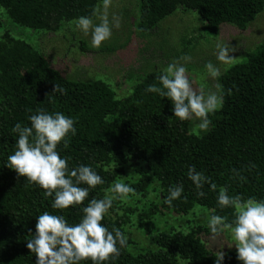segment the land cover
<instances>
[{"label": "trees", "instance_id": "1", "mask_svg": "<svg viewBox=\"0 0 264 264\" xmlns=\"http://www.w3.org/2000/svg\"><path fill=\"white\" fill-rule=\"evenodd\" d=\"M101 1L0 0V9L19 27L55 32L62 23L92 16ZM177 9L197 13L205 23V32L216 36L224 24L245 30L264 10V0H140L138 29L142 33L152 30ZM160 74H146L128 95L118 98L102 81L64 78L25 40L9 31L0 33V264H35L36 257L26 244L32 238L29 230L35 234L36 218L48 211L63 215L71 225L77 224L82 208L93 198L103 199L128 163L140 165L136 169L139 178L131 184L136 196L146 199L157 194V202H150L141 215L148 235L154 227L153 217L165 212L187 215L195 206L214 209L215 214L227 216L231 222L234 210L221 209L217 203L221 187H227L229 195L264 199V44L218 79L226 90L223 108L209 116L211 124L202 136L189 132L190 120L174 116L169 99L146 92L149 85L160 86ZM55 84L67 94L52 93ZM39 108L62 112L77 121L68 148L61 144L57 150L61 157L68 158L70 169L91 166L104 180L102 185L89 189L82 205L53 209L52 197H45L39 186L6 166L18 139L12 128L16 123L30 127L28 117ZM251 164L256 168L243 172L246 182L232 178V169ZM193 165L211 178L216 191L205 185V196L197 195L187 176L188 167ZM180 184L184 189L181 198L171 206L164 203L169 187ZM115 205L113 202L102 223L110 231L115 227L126 235L128 218L110 216ZM202 236L213 235L208 227L201 226L188 233L161 232L150 238L154 249L134 255L123 247L118 259L106 264H214L216 253L205 246ZM221 264L242 261L230 252Z\"/></svg>", "mask_w": 264, "mask_h": 264}, {"label": "clouds", "instance_id": "2", "mask_svg": "<svg viewBox=\"0 0 264 264\" xmlns=\"http://www.w3.org/2000/svg\"><path fill=\"white\" fill-rule=\"evenodd\" d=\"M112 0H102L92 16H81L75 21V26L84 35L91 34V43L95 48L112 36L113 28L120 27V18L116 15L109 17ZM93 17L99 20L95 23ZM141 31V29H137ZM217 60L224 65H231L235 60L236 48L228 43H216ZM191 56L182 55L174 59L157 77L160 86L149 85L146 92L156 93L172 102L173 113L181 121L198 119L197 128L201 132L209 129V116L223 108L225 89L222 84L214 85L215 91H206L204 87H194L189 78L186 64L191 62ZM208 76L218 80L221 70L211 61L204 65ZM59 92L66 95V89L55 84L52 93ZM231 95V89L227 90ZM31 111V109H29ZM31 126L16 123L12 132L18 135L16 150L8 156L7 167L13 169L19 177H24L30 184L39 186L45 197H52L51 207L57 210L84 204L89 196V189H94L104 183L103 178L91 167L79 165L69 168L68 158L61 157L58 147L63 144L68 148L70 135L76 134V120L62 112L49 113L44 108L36 109L35 114L28 117ZM256 168L251 164L247 168L232 169V178L238 182H246L245 170ZM198 190L197 195L204 197L202 191L205 185L210 191H216L217 185L203 171L189 166L187 172ZM87 185L81 187L80 185ZM183 185L170 186L164 203L169 206L174 200L180 199ZM110 194L103 199H91L82 208V218L75 224L68 223L63 215L50 214L44 211L36 218L35 234L27 240L26 247L34 253L35 264H81L91 261V264H106L118 259L121 248L128 243L127 236L113 227L110 231L103 223L105 215L112 208L116 200L130 201L137 195L136 190L123 182H115ZM186 199V198H185ZM217 203L221 209L232 208L234 219L229 222L227 216L215 214L210 210L208 228L213 237L221 233L230 232L237 252V259L242 264H264V199L241 195H229L227 187H221L217 196ZM225 253H216L214 264H221Z\"/></svg>", "mask_w": 264, "mask_h": 264}, {"label": "rangeland", "instance_id": "3", "mask_svg": "<svg viewBox=\"0 0 264 264\" xmlns=\"http://www.w3.org/2000/svg\"><path fill=\"white\" fill-rule=\"evenodd\" d=\"M100 5L102 1L96 7ZM139 6L140 0H112L109 17L111 19L112 15L118 16L120 27L113 28L111 38L99 48L92 46L91 34L84 35L75 26L76 20L62 23L55 32L34 31L15 25L5 11L0 9V33L9 31L15 37L25 40L64 78L78 82L102 81L115 91L118 98L128 95L146 74L161 72L170 62L185 54L192 58L186 67L194 87L215 91L214 85L218 80L208 76L204 67L207 62L217 65L223 74L232 66L245 62L248 55L255 53L264 44V10L245 30L224 24L216 36H210L205 32V23L197 13L182 9H177L152 30L142 33L137 30ZM93 19L95 23H99L96 17ZM219 41L236 48L234 53H230L235 56L231 65H224L217 60L216 43ZM199 122L198 119L190 120L189 132L195 136H202L208 131H199ZM139 166L135 163L124 165V173L117 182L131 186L139 178L136 173ZM109 190L106 195L110 194ZM157 199V194H150L146 199L135 195L130 201H114L116 205L110 216H126L129 220L125 233L128 238L126 248L131 254L154 249L150 238L161 232L188 233L198 226L208 227L211 212L204 207L195 206L187 215L165 212L153 217L154 227L148 235L141 215L150 202H157ZM201 239L214 253L222 250L225 254H237L234 240L228 231L216 237L202 236Z\"/></svg>", "mask_w": 264, "mask_h": 264}]
</instances>
